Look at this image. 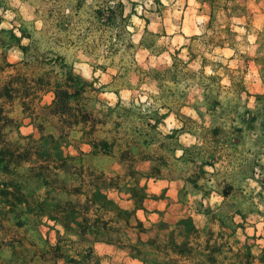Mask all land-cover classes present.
Returning a JSON list of instances; mask_svg holds the SVG:
<instances>
[{
  "label": "rangeland",
  "instance_id": "rangeland-1",
  "mask_svg": "<svg viewBox=\"0 0 264 264\" xmlns=\"http://www.w3.org/2000/svg\"><path fill=\"white\" fill-rule=\"evenodd\" d=\"M0 85L29 155L0 166L27 196L0 194V264H132L95 247L135 238L108 196L139 207L173 181L215 220L191 235L264 256V0H0Z\"/></svg>",
  "mask_w": 264,
  "mask_h": 264
},
{
  "label": "crops",
  "instance_id": "crops-1",
  "mask_svg": "<svg viewBox=\"0 0 264 264\" xmlns=\"http://www.w3.org/2000/svg\"><path fill=\"white\" fill-rule=\"evenodd\" d=\"M175 183L174 181L169 183V187L166 189L158 188L155 190L152 186L148 190L152 194L143 199L141 208L133 205V199L123 200L117 195L108 196L109 199H115L120 205L124 202L123 209L133 211L135 224L130 223L132 227L129 230L135 238L127 241L124 237L125 239L119 242L120 247H117L114 242L100 240L95 243V247L119 248L122 258L130 259L129 261L132 264H264V256L259 254L260 250L254 252V245L250 248L251 252L243 254L240 248L242 242L237 243V252L230 257L219 253L214 246H211V240L191 235V230L188 228L190 223L191 225L193 223L194 227L199 229L196 232L197 234H202V229L208 227L214 229L215 220L211 221L210 215L201 206V202L191 199V196L194 197L197 192H182L175 187ZM155 194L158 196H154ZM185 197H188V199ZM224 197L222 195V198ZM207 201L211 205L210 207H213L211 199L203 200V203L206 204ZM188 218L189 220H187ZM137 223H140L144 229L139 230L136 228ZM49 235H51V232ZM258 241L260 246L263 247L261 250L264 251V237ZM142 242L153 244L149 247L150 257L128 256L130 245ZM165 242L169 243L170 249L167 254L161 255L160 251H157V246L159 243ZM178 246H181L184 251H181Z\"/></svg>",
  "mask_w": 264,
  "mask_h": 264
},
{
  "label": "trees",
  "instance_id": "trees-1",
  "mask_svg": "<svg viewBox=\"0 0 264 264\" xmlns=\"http://www.w3.org/2000/svg\"><path fill=\"white\" fill-rule=\"evenodd\" d=\"M7 92L8 89L0 85V166L5 172L9 171L11 165L29 160V155L27 153L15 149V147L12 146L13 144L5 137L4 127L7 125L6 121L8 118L5 115L2 99L6 97ZM58 93V91L55 92V97L52 101V113L63 115L68 101L65 99L58 100ZM0 194L5 197L7 202L9 201V197H12L18 203L27 204L26 194L19 189L12 180L0 189ZM139 207L141 208L142 206ZM82 230H86L84 225L82 226ZM178 247H180L181 251H184L181 246Z\"/></svg>",
  "mask_w": 264,
  "mask_h": 264
}]
</instances>
